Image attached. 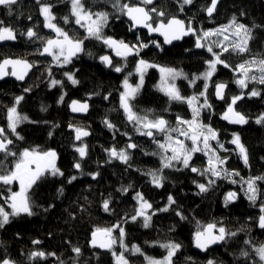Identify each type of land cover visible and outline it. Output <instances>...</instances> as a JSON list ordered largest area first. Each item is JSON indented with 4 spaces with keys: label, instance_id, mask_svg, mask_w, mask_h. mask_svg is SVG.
I'll list each match as a JSON object with an SVG mask.
<instances>
[{
    "label": "trees",
    "instance_id": "obj_1",
    "mask_svg": "<svg viewBox=\"0 0 264 264\" xmlns=\"http://www.w3.org/2000/svg\"><path fill=\"white\" fill-rule=\"evenodd\" d=\"M82 2L93 13H108L107 24L102 29L104 37L118 39L129 46L137 45L139 55L122 60L117 58L102 40L88 37L87 32L75 23L67 0H41V3L52 5V13L56 17L53 23L72 39L83 41L80 54L70 63L58 66L51 62V58L40 57L45 41L52 35L44 30V17L40 14L37 0H18L12 7L11 15L7 7L0 6V21L17 33L14 43L0 45V61L22 58L33 64V70L24 83L12 79L0 82V126L13 140L11 151L17 153V156L6 159L3 153L0 154V171L11 170L25 149H35L39 152L54 150L57 153L56 166L64 174L53 176L46 173L37 180L28 193L35 214L11 217L10 222L0 228V260L9 259L14 264H116L113 250L122 253L129 264H145L146 258L164 257L166 250L161 244L172 242L181 245L172 258L173 264H208V261L214 264H261L254 248L264 244V228L259 226V218L264 215L261 211L264 206V181L256 182L258 192L255 203L245 195L247 186L244 182L249 177L264 176V123H256L264 115V84L248 81L247 88L242 89L236 81L239 64L264 58L263 0H222L211 18L206 17L204 10L209 0H194L193 4L183 6V11L182 0H153L150 6L166 13L164 17L152 14L153 24L161 19L166 22L172 17L179 18L186 25L191 22L196 36L230 24L233 17L237 23L251 29L252 38L246 53H237L232 47L227 52L223 51L216 36L211 44L213 52L219 53L229 67L219 64L209 80L206 96L211 108H202L199 120L218 133V141H213V144L224 146L220 150L222 158L226 159L223 167L239 175L224 178L222 174L219 178H211L215 183L208 185V191L204 193L196 184H207L208 174L193 173L181 164L163 168L155 146L159 132H153L151 139L137 134L132 127L135 121L127 120L119 100L122 79L129 76L135 82L136 63L143 59L157 66L182 71L186 78L177 82L181 95H195L202 105L204 97H200L199 93L204 90L205 82L199 79L190 84V81L207 68L206 62L212 60V53L203 41L205 47L196 50L195 36L164 47L160 39L150 38L145 31H133L124 14L114 7L115 0ZM120 3L136 5L139 2L120 0ZM66 16L68 23L63 19ZM29 28L37 33L38 38L29 39L22 34ZM141 44H147V47H139ZM105 54L112 59L109 68L100 61ZM115 67H121L122 71L116 72ZM66 72L72 73L78 83L73 85L64 75ZM158 79L156 69L146 71L141 89L130 101L132 110L150 120L163 118L169 127L177 124V117L191 120L193 112L186 102L171 100L156 90ZM53 80L61 81V84L53 86ZM217 83L227 85L222 102H217L214 97ZM254 89L260 92L259 96L249 95ZM241 94L243 99L237 101L235 110L243 114L248 122L233 124L222 116L231 98ZM17 97H23L16 105L18 113L28 118L16 129L22 139H17L7 130V109L15 104ZM72 99L89 102L90 110L85 117L69 114L67 104ZM105 121L113 127H108ZM70 126L88 130L90 137L75 142L74 131L68 130ZM233 134L239 135L247 150V165L231 143ZM129 142L136 145L133 151L128 149ZM81 144L86 146L83 158L76 151ZM113 148L126 150L129 156L127 163L110 158L108 150ZM77 162L81 165L80 169L74 167ZM191 165L203 170L205 155L195 153ZM152 172L164 178L162 187L152 183ZM73 176L76 179L69 183ZM233 180L236 182L233 183ZM11 188L17 191V183H13ZM124 188L128 191L124 192ZM229 191L237 193V198L225 204L223 198ZM0 193L7 196V186L0 184ZM137 193H142L152 205L148 211L152 219L147 228L141 218L130 219L137 210L134 198ZM169 196L175 200L172 205L168 204ZM105 200L109 201V211L103 208ZM0 206L9 208L4 199H0ZM165 207H168L167 212L160 211ZM177 212L184 218L181 219ZM209 223L223 226L228 232H235L236 236L227 237L219 246L202 255L193 248L194 234ZM116 224L124 228V249L117 243L108 252H99L89 246L94 231L113 228ZM112 234L119 236V229H114ZM37 240L40 243L34 244L33 241ZM245 241H251V244H245ZM133 246H138L140 253H133ZM74 248H79L80 253L74 252ZM34 251H42L46 255L30 258ZM242 251H247L249 255L242 256Z\"/></svg>",
    "mask_w": 264,
    "mask_h": 264
},
{
    "label": "snow or ice",
    "instance_id": "obj_2",
    "mask_svg": "<svg viewBox=\"0 0 264 264\" xmlns=\"http://www.w3.org/2000/svg\"><path fill=\"white\" fill-rule=\"evenodd\" d=\"M194 0H182L181 11H183L184 5L193 4ZM219 0H211L210 5L207 6L204 10L207 15L211 17L216 10V6ZM18 3V0H0V6H5L8 8L9 15L12 13V7ZM37 3L40 4V14L44 17V27L52 29L57 38L56 39H48L45 41L44 47L41 55L47 54L53 57L54 61L57 64H68L71 62V58L74 57L78 52L82 51V40H74L72 39L66 31L62 28L58 27L56 23L53 21L56 19L54 14L52 13V5L41 3V0H37ZM71 9L70 14L72 17H75V23L80 25L81 27L86 28L88 33V37L95 38L97 40H102L103 43L109 47L116 49L117 55H139V52L136 51L137 45L129 46L123 41L117 42L111 37H104L102 35V29L107 24L108 21V13L106 12H96L93 13L85 8L82 0H70ZM142 4L151 5L153 4V0H142ZM114 7H117L118 10L126 15L135 26H142L147 28L150 33L157 32L160 35L164 36V43L170 44L173 40H179L183 36L193 34L196 35V29L191 26V22L186 26L184 21L179 20L175 17L169 18L167 22L161 19L155 26L151 22L153 19V15L155 14L158 17H164L166 13L164 11H158L155 7L150 9H146L140 5H131L129 3H120V0H115ZM31 19V17H29ZM65 23H68L69 18L66 16L63 18ZM228 28H234V35L241 36L242 38L236 42L232 46V50L237 53H246L249 51L248 42L252 38L251 29L245 26L244 24L237 23L236 18L233 17L232 21L228 26L222 29H218L216 31H205L203 32V36H197L196 47L202 48L205 45L201 42L203 39L208 38L211 35H217L222 31H227ZM26 35L29 39L38 38L37 33L29 28L26 33H22ZM17 37L16 31L10 27L4 25L3 21H0V41H9L15 40ZM86 37V38H88ZM227 39V37H226ZM159 46V45H157ZM139 47H147V44H141ZM123 49V51H121ZM210 53L213 54L214 59L207 61L208 70L202 74V78L206 81L204 84V90L199 93L200 97H204L203 104H199L198 97H183L176 87L175 83H168L169 80L175 81L179 77H183L184 73L182 71H177L173 68H160L162 73V80L164 82V87L162 90L169 97V99L174 101L187 102L188 105L192 108L193 118L192 120H184L180 117H177L178 125H187L186 129H181L179 127L170 128L168 122L163 118H157L154 120L148 119L147 116L140 117L132 110V106L130 104V100L134 99L136 94L139 91V85L133 87L129 84L128 79L124 80V89L125 91L121 94V106L123 107L125 113L129 121H135L138 124H141L144 129L147 131L142 132L143 135H147L149 137H153V130H156L161 133H166L165 142L161 143L156 141L158 147L162 150V167L163 168H171L174 166V163L182 164L184 168L189 169L193 173H198L200 175H205L210 173L212 177H221L223 174L224 178H227L230 175L238 176L239 173L229 172L223 165L226 163V159L221 158L216 154V150L212 148L210 141H218V133L210 126L203 124L200 120V114L202 108H211V105L207 100V90L208 83L207 81L211 79L213 74L217 70V65L222 64L225 68L229 67V65L221 59L219 53L213 52V48L211 46L207 49ZM223 51L227 52L229 49L227 47L223 48ZM100 60L106 64V66H112L111 59L108 56L100 57ZM12 66L11 73H8L5 69L6 66ZM20 67V71H17V67ZM253 66L261 73L259 77L256 75H250V72L253 69ZM32 67L30 63L24 60H12L5 59L0 62V78L5 75L11 74L15 76L18 80H23L25 75H27V71ZM149 67H156V65L149 64L143 59L137 62L136 71L140 74L141 84L143 83L144 72ZM238 69L242 72V78L238 79L236 83L242 88H247L248 81H258L260 84H264V58L261 59H252L250 61H245L244 63L239 64ZM116 72H121V67H115ZM67 79L73 84H77L78 81L74 78L72 73H64ZM186 78V77H185ZM201 77H197L199 79ZM191 83H195V81H191ZM57 84H61V81L53 80L52 85L55 86ZM227 87L226 84L219 83L215 85L216 88V96L218 99H224V89ZM25 91H29V89H25ZM250 96H259L260 92L257 90H252L249 93ZM23 97H17L15 101V105L11 108L7 109L6 119H7V129L10 131L11 135L17 137V139H22L17 133L16 129L20 123L27 120L26 116H21L18 111L16 105H19L20 101ZM243 99V94L238 96H233L231 101L228 104L226 112L223 114L222 118L228 120L233 124H246L248 122L247 118L241 114L240 112L235 110V105L237 101ZM63 100V97H61ZM73 112H86L88 109L87 103H80L78 101H73L71 105ZM108 124V127H113L110 123L105 121ZM257 124L264 123V115H261L257 120ZM139 131V129H138ZM178 132L179 136L184 137L187 140L191 141V147H188L185 144V141L182 139L174 138L170 133ZM89 135L87 131L76 129V140H81L82 137ZM232 144L236 145L239 149V154L244 161V164H248V154L247 150L243 144L240 142V137L237 134H233V139L231 141ZM13 144V140L8 138L6 134V130L3 127H0V153L4 154V158L6 159L8 156H17V153L11 151L10 145ZM203 145L201 147L200 145ZM135 144H129L128 148H135ZM220 148H224L223 144L219 145ZM227 151V149H225ZM79 156L81 158L86 155V146H80L76 148ZM110 158L119 159L122 162L127 163L129 156L126 150L117 151L115 148L108 150ZM203 151L205 155L209 156L208 159V167L203 170H200L191 165L192 157L195 153ZM168 152H171V155H167ZM57 153L54 150H48L44 152L36 151L35 149L29 150L25 149L22 153L19 154V159L14 163V167L11 170L4 169L0 171V184L7 186L8 195L5 196L3 193H0V199H4L8 204V207L11 208V212L5 210L3 206H0V228H3L6 224L10 222V217L20 216L21 214L26 215H34L35 213L32 210V204L30 202V197L28 195L29 190L32 188L34 184H36L37 180L41 179L46 173H49L53 176L60 175L63 176V172L60 171L56 166ZM76 169H80L81 165L79 162L74 164ZM152 183L156 187H162V180L164 179L161 175H158L156 172L150 173ZM95 178V175H93ZM76 177L73 176L68 181L71 183L75 180ZM257 181H264V176L257 177H249L246 183L247 188L245 191V195L247 198L255 203L257 199L258 189L256 187ZM235 183L236 181H232ZM13 183L19 184V191H13L11 185ZM196 183V181H193ZM215 180L209 179L208 185H213ZM208 185L204 183H197L201 193L208 191ZM124 192H127L128 189L124 188ZM62 192V190H61ZM139 203V207L136 210L135 215L131 216L130 219L132 221L137 220V218H143V226L149 227L150 221L152 219V215L148 214L149 209H152V205L144 199L142 193H137L135 197ZM237 198V193L228 192L225 197V204L230 201H234ZM175 203V200L172 196L168 197V204L172 205ZM103 208L105 211H109V201L105 200L103 202ZM160 211L167 212L168 207L160 209ZM261 211L264 212V206L261 207ZM155 214L154 212L152 213ZM177 215L181 216V219L184 217L181 213L177 212ZM259 226L264 228V215H261L259 218ZM114 229H119V237L121 244L123 246V237L125 235L124 228L119 224L113 226V228L108 229H97L96 232H93V246H96L97 241L96 237L98 233L104 234L108 237L107 242H102L99 244L101 248H111L113 244L116 243V238L112 237V232ZM236 236L235 232H228L225 227L217 226L215 223L208 224L206 227L199 229L194 234L195 246L201 250H207V248L212 244H217L225 241L227 237ZM34 244L40 243V241H33ZM245 244H251V241H245ZM162 247L167 249V255L163 260L157 261L149 258V264H173V256L180 249L181 245L178 243L169 242L167 244L161 245ZM74 252L77 254L80 253L79 248H74ZM141 249L138 246H133L134 253H140ZM255 253L259 256L261 261H264V245H260L259 247L254 248ZM46 254L42 251H34L30 254V258H43ZM51 255H54L51 254ZM242 256L247 257L249 253L247 251L241 252ZM0 264H14V262L9 259L0 260ZM117 264H129L128 260L125 259L123 254L117 257ZM208 264H214L213 261H208Z\"/></svg>",
    "mask_w": 264,
    "mask_h": 264
},
{
    "label": "rangeland",
    "instance_id": "obj_3",
    "mask_svg": "<svg viewBox=\"0 0 264 264\" xmlns=\"http://www.w3.org/2000/svg\"><path fill=\"white\" fill-rule=\"evenodd\" d=\"M139 1H142V0H139ZM70 6H71V4H70ZM74 21H75V17H74ZM228 25H229V24H228ZM228 25H226V26H228ZM226 26H224V27H222V28H225ZM82 28L86 31V28H84V27H82ZM222 28H220V29H222ZM216 30H218V29H216ZM216 30L213 29V30H210V31H216ZM234 31H235L234 28H228L227 31H222V32H220V33L217 34V35H211V36H209L208 38L203 39L202 41L204 42V44L206 45V48L208 49V47L211 46V44H212V42H213V40H214V36H216V37H217V40H218V45H219L222 49H223L224 47L229 48V47H232L236 42H238V41L242 38V35H243V34H241V36H236V35L233 34ZM86 32H87V31H86ZM87 34H88V33H87ZM200 36L202 37V36H203V33H201ZM226 37H227V39H226ZM212 59H214L213 54H212ZM138 61H139V60H138ZM138 61H137V62H138ZM144 61H145V60H144ZM146 62H147V61H146ZM148 63H149V62H148ZM149 64H152V63H149ZM152 65H155V64H152ZM136 66H137V63H136ZM136 66H135V69H134V74H135V76H136V81H135V82H132V81L130 80V77H129V76L124 77V78L122 79V82H121V88H122V92H121V94L125 91V89H124V80H125L126 78L128 79L129 84H131L133 87H136V86L139 85V90L141 89L143 83L141 84V81H140V74L137 73V71H136ZM217 66H218V65H217ZM150 68H154V69H156V70L158 71V74H159L158 82H157V84L155 85L156 90L159 91L160 93L166 95L165 92L162 90V88H163L165 85H164V82H163V80H162V73H161V71H160V68H165V67H161V66H157V65H156V67H149V68H147L146 71H148V69H150ZM207 70H208V65H207V68H206L202 73L193 76L192 81L194 80V81L196 82V81L199 80V79L204 80V79L202 78V74H203L204 72H206ZM146 71L144 72V75H145ZM237 73L239 74V76H238V78H237V80H238V79L242 78V72L238 69V70H237ZM250 75H256L257 77H259V76L261 75V73L256 69L255 66H253V69H252V71L250 72ZM184 77H185V75H184L183 77H179V78H177L175 81H171V80H169L168 83H175V85H176V87H177V82H178V80L181 79V78H184ZM197 77H201V78L197 79ZM143 81H144V77H143ZM204 82H206V81L204 80ZM207 83L209 84V80L207 81ZM190 84H193V83H191V81H190ZM138 92H139V91H138ZM136 95H137V94H136ZM166 96H167V95H166ZM135 97H136V96H135ZM132 100H133V99H132ZM132 100H130V101H132ZM186 103H187V102H186ZM187 104H188V103H187ZM14 105H15V104H14ZM14 105H13V106H14ZM13 106H12V107H13ZM188 106H189V105H188ZM189 107H190V106H189ZM190 108H191V107H190ZM191 109H192V108H191ZM133 112H134V111H133ZM21 116H22V115H21ZM148 119H149V118H148ZM191 120H192V119H191ZM25 121H26V120H25ZM189 121H190V120H189ZM23 122H24V121H23ZM20 124H21V123H20ZM20 124H19V125H20ZM132 127H133L134 131H135L137 134H142V132L146 131V129H144V128L142 127L141 124H138V123H136V122H135V124H133ZM175 127H179V128H181V129H186V128H187V125H178V124H175L174 126H172V127H170V128H175ZM138 129H139V131H138ZM170 134H171L174 138H177V137H178L179 139L184 140V141H185V144H186L188 147H191V141L185 139V138L182 137V136H179V133H178V132H171ZM156 136L159 138V139H157L156 141H159V142H161V143L165 142V140H166V133H161V132H159L158 134H156ZM232 139H233V135H232V137H231V141H232ZM156 141H155V146H156V150H158V151H157V154H158V156H160V159H161V157H162V155H164V153H162V150L158 147V144L156 143ZM210 144H211L212 148L216 150V154L222 158V156H221V154H220V150H221L222 148L217 147L216 145H214V144H213V141H210ZM241 144H242V143H241ZM82 145L85 146L84 144H81L80 146H82ZM233 145H234V144H233ZM80 146H79V147H80ZM200 146L203 147L202 144H201ZM234 146H235V148H236V150H237V152H238V154H239V149L236 147V145H234ZM21 153H22V152H21ZM197 153H202L203 155H205V153H204L203 151H201V152H197ZM167 155H171V152H168ZM239 155H240V154H239ZM205 157H206V166L204 167V169H205L206 167H208V159H209V156H208V155H205ZM240 157H241V156H240ZM18 159H19V157H18ZM241 159H242V158H241ZM242 160H243V159H242ZM161 161H162V159H161ZM15 162H16V161H15ZM173 163H174V165L178 164V163H175V162H173ZM181 165H182V164H181ZM13 167H14V164H13ZM207 174H208L207 184H205V185H208V180L211 179V178H213V177L211 176L210 173H207ZM150 179H151V176H150ZM151 181H152V180H151ZM17 185H18L17 191H19V184L17 183ZM246 186H247V185H246ZM229 192H233V191H229ZM227 193H228V192H227ZM227 193L224 195V198H223L224 203H225V197H226ZM135 197H136V195L134 196V198H135ZM135 201H136V203H137V209H138V207H139V203H138V201H137L136 198H135ZM230 202H231V201H230ZM5 210L8 211V212H11V208H8V209H5ZM147 211H149V210H147ZM148 214H149V212H148ZM149 215H150V214H149ZM10 218H11V217H10ZM141 219L143 220L142 217H141ZM204 226H205V225H203L202 227H204ZM112 237L116 238V243L124 249V244H123V246H122L121 241H120V237H119V236H116V235H114V234H112ZM116 243H115L114 245H116ZM166 244H167V243H166ZM161 245H163V244H161ZM262 245H264V244H262ZM163 248H164V247H163ZM165 250H166V254H165V256H166V255H167V249L165 248ZM133 253H134V252H133ZM112 254H113V256H114L115 263L117 264V257L120 256L122 253L120 254V253H117V252H115V251L112 250ZM165 256H164V257H165ZM164 257L159 258V259H154V258H150V259L157 260V261H161V260L164 259ZM258 257H259V256H258ZM260 262H261V264H264V261H261V260H260ZM145 264H149V258H146V260H145Z\"/></svg>",
    "mask_w": 264,
    "mask_h": 264
},
{
    "label": "water",
    "instance_id": "obj_4",
    "mask_svg": "<svg viewBox=\"0 0 264 264\" xmlns=\"http://www.w3.org/2000/svg\"><path fill=\"white\" fill-rule=\"evenodd\" d=\"M210 2H211V0H209ZM222 0H219V2H218V4L221 2ZM263 2H264V0H263ZM218 4H217V6H218ZM209 5H210V3H209ZM208 5V6H209ZM140 6H142V7H145L144 5H140ZM217 6H216V8H217ZM146 8V7H145ZM147 9V8H146ZM215 13V12H214ZM214 13H213V15H214ZM205 15H206V17L207 18H211V17H209L208 15H207V13H206V11H205ZM124 17H125V19L131 24V29L133 30V31H135V30H142V31H145L146 33H147V35L150 37V38H158V39H160L161 40V42H162V45L164 46V47H170L171 45H173V44H177V43H181L184 39H187V38H190V37H193V36H195V49L196 50H200V49H202V48H197L196 47V40H197V36L196 35H193V34H189V35H186V36H183L181 39H179V40H173L172 41V43H170V44H166V43H164V36H162V35H160L159 33H157V32H152V33H150L149 31H148V29L147 28H144V27H142V26H135L134 24H133V22L126 16V15H124ZM177 19H179V18H177ZM179 20H181V19H179ZM183 21V20H182ZM167 22V21H166ZM158 23V22H157ZM185 23V22H184ZM156 25V23L155 24H153V26H155ZM186 25V24H185ZM187 26V25H186ZM44 27V26H43ZM44 30L46 31V32H48V33H50V34H52L53 35V38H51V39H56L57 38V36H56V33L52 30V29H49V28H46V27H44ZM114 40H116V39H114ZM117 42H119L118 40H116ZM15 42V40H9V41H0V45L1 44H3V43H14ZM44 47V46H43ZM43 47H42V50H43ZM109 47V46H108ZM109 49L112 51V52H116V49L115 48H112V47H109ZM42 50H41V52H42ZM121 51H123V49H121ZM81 52V51H80ZM80 52H78L74 57H72L71 58V60H73V59H75L79 54H80ZM40 56L41 57H47V58H49V57H52V56H50V55H47V54H44V55H41L40 54ZM104 56H108L110 59H111V57H110V55L109 54H105ZM121 56H123V55H121ZM134 56V54H131V55H127L126 57L125 56H123V57H125V58H130V57H133ZM5 59H12V60H24V61H27L28 63H30L28 60H25V59H18V58H5ZM5 59H3V60H5ZM3 60H1L0 62H2ZM101 61V60H100ZM102 62V61H101ZM111 62H112V59H111ZM103 63V62H102ZM31 64V63H30ZM104 64V66L106 67V68H109L110 66H106V64L105 63H103ZM32 65V64H31ZM8 73H11V71H12V66L11 65H9V66H6V69H5ZM21 69H20V67L18 66L17 67V71L19 72ZM32 70H33V67H31L28 71H27V75H25V77H24V79L23 80H18L15 76H13V75H11V74H8V75H5V76H3L2 78H0V82H3L4 80H6V79H12V80H14V81H16V82H20V83H24L26 80H27V78L29 77V75L31 74V72H32ZM217 84H219V83H217ZM223 84H225V83H223ZM226 90H227V87L224 89V97H225V93H226ZM214 97H215V100L217 101V102H222L224 99H218L217 98V96H216V88H215V86H214ZM73 101H78V102H80V103H87L88 104V109H87V111L86 112H73L72 111V108H71V105H72V102ZM119 102H120V107H121V109H122V111H123V113L126 115V117H127V114L125 113V111H124V109H123V107L121 106V98H120V100H119ZM67 108H68V112H69V114L70 115H72V116H77V117H85L87 114H88V112H89V110H90V106H89V102L88 101H80V100H77V99H72V100H70L69 102H68V104H67ZM127 120L129 121V119H128V117H127ZM130 122V121H129ZM1 127V126H0ZM68 130H70V131H74V140H75V142H80V141H83V140H86V139H88L89 137H90V132L88 131V130H86V129H82V130H84V131H87L88 133H89V135H87V136H84V137H82L81 138V140H79V141H77L76 140V131H75V128H73V127H69L68 128ZM149 139H151L152 137H149V136H147ZM129 144H133L132 142H129L128 143V145ZM11 146V145H10ZM9 146V147H10ZM130 151H132V150H134V148H128ZM1 154V153H0ZM57 160V159H56ZM209 224H213V223H209ZM208 224H206L204 227H206ZM94 232H96V231H94ZM93 234V233H92ZM91 234V236H90V241H89V246L92 248V249H95V250H98L99 252H108V251H110V249L112 248V246H111V248H101V247H99V244L100 243H102V242H107V239H108V237H106L104 234H102V233H98L97 234V237H96V241H97V244H96V246H93V244H92V240H93V235ZM221 243V242H220ZM220 243H217V244H212V245H210L208 248H207V250H201V249H199V248H197L196 246H195V239L193 240V248H194V250L195 251H197L198 253H200V254H202V255H205L207 252H208V250H210V249H212L213 247H216V246H219L220 245Z\"/></svg>",
    "mask_w": 264,
    "mask_h": 264
},
{
    "label": "flooded vegetation",
    "instance_id": "obj_5",
    "mask_svg": "<svg viewBox=\"0 0 264 264\" xmlns=\"http://www.w3.org/2000/svg\"><path fill=\"white\" fill-rule=\"evenodd\" d=\"M67 1H68L69 4H70V0H67ZM138 2H139V3L136 4V5H144V4H142V1H139V0H138ZM151 5H152V4H151ZM151 5H144V6H145L147 9H150V8H151V7H150ZM70 9H71V6H70ZM47 33H48V32H47ZM49 34H50V33H49ZM51 35H52V34H51ZM51 38H53V35H52ZM51 38H50V39H51ZM15 41H16V39H15ZM43 46H44V45H43ZM41 50H42V49H41ZM111 52H112V51H111ZM40 53H41V52H40ZM112 53H113L114 55H116L117 58H120L121 60H122V59H126L125 57H123V56H121V55H117L116 52H112ZM40 57H41V56H40ZM42 58H47V57H42ZM49 58H51L50 60H51L52 63L57 64V63L54 61L53 57H49ZM18 59H22V58H18ZM25 60H27V59H25ZM73 60H74V59H73ZM28 61H29V60H28ZM71 61H72V60H71ZM29 62H30V61H29ZM30 63H31V62H30ZM31 64H32V63H31ZM57 65L59 66V65H61V64H57ZM32 67H33V64H32ZM19 83H20V82H19ZM3 128H4V127H3ZM7 130H8V129H7ZM75 130H76V129H75ZM146 131H147V130H146ZM153 132H158V131L153 130ZM6 134H7V132H6ZM7 135H8V134H7ZM8 138H10L9 135H8ZM10 139H11V138H10Z\"/></svg>",
    "mask_w": 264,
    "mask_h": 264
},
{
    "label": "bare ground",
    "instance_id": "obj_6",
    "mask_svg": "<svg viewBox=\"0 0 264 264\" xmlns=\"http://www.w3.org/2000/svg\"><path fill=\"white\" fill-rule=\"evenodd\" d=\"M195 38V37H194ZM118 40V39H117ZM120 41V40H119ZM195 41V40H194ZM200 99V98H199ZM128 146V145H127ZM133 151V150H132ZM158 151V150H157ZM13 167V166H12ZM11 169H13V168H11Z\"/></svg>",
    "mask_w": 264,
    "mask_h": 264
}]
</instances>
